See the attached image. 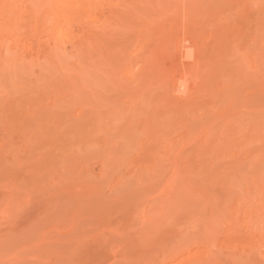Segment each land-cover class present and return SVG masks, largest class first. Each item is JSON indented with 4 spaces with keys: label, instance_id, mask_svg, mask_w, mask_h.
Instances as JSON below:
<instances>
[{
    "label": "rangeland",
    "instance_id": "obj_1",
    "mask_svg": "<svg viewBox=\"0 0 264 264\" xmlns=\"http://www.w3.org/2000/svg\"><path fill=\"white\" fill-rule=\"evenodd\" d=\"M0 264H264V0H0Z\"/></svg>",
    "mask_w": 264,
    "mask_h": 264
}]
</instances>
